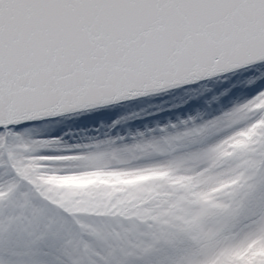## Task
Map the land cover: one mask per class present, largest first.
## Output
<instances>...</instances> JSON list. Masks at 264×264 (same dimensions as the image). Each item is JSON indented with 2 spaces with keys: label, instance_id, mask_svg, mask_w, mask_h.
I'll list each match as a JSON object with an SVG mask.
<instances>
[{
  "label": "snow or ice",
  "instance_id": "snow-or-ice-1",
  "mask_svg": "<svg viewBox=\"0 0 264 264\" xmlns=\"http://www.w3.org/2000/svg\"><path fill=\"white\" fill-rule=\"evenodd\" d=\"M232 78L159 139L53 134ZM0 264H264V0H0Z\"/></svg>",
  "mask_w": 264,
  "mask_h": 264
},
{
  "label": "rangeland",
  "instance_id": "rangeland-1",
  "mask_svg": "<svg viewBox=\"0 0 264 264\" xmlns=\"http://www.w3.org/2000/svg\"><path fill=\"white\" fill-rule=\"evenodd\" d=\"M208 82L211 83L210 86L208 85ZM221 84H223V88L220 87ZM210 87L214 88L216 92H220V94L223 89L226 91L233 90L227 97L226 103H219L216 105L207 102V98L202 99L200 94L195 95L199 98L198 101H194L193 99L189 100L187 96L181 93L172 92L166 96L142 100L131 108H116L67 121L58 125L53 130V134L58 135L61 131L69 128H100L101 132L111 131V134L113 135L119 133L128 136L129 138L135 137L136 139L131 141V143H143L145 140L152 139L153 136H156L157 139L161 138L162 134L153 133L149 131V129H157L159 127L167 126L169 124V118L173 120L171 123H175V119L178 116H185L184 118L186 119V115L189 113H195L198 109L212 113L220 110L222 106L228 107L234 99L243 98L251 92V89L246 90L244 85L235 78L227 80H209L207 81L206 89H210ZM186 100L187 103L184 102ZM172 105H178V107H171ZM141 108L144 109V112H142L140 116L133 119H125L130 112L138 111ZM147 113L152 114L148 115ZM114 121H120V123L117 124L115 128H112L111 125ZM141 133L144 135H140ZM93 134L95 133L93 132ZM77 135H83V133H77ZM50 182L59 185H74L88 183L89 181H81L72 177H61L59 179L52 178Z\"/></svg>",
  "mask_w": 264,
  "mask_h": 264
},
{
  "label": "trees",
  "instance_id": "trees-1",
  "mask_svg": "<svg viewBox=\"0 0 264 264\" xmlns=\"http://www.w3.org/2000/svg\"><path fill=\"white\" fill-rule=\"evenodd\" d=\"M208 83H209V82H208ZM208 85L210 86L211 83H209ZM222 86H223V84H221L220 87L223 88ZM232 90H233V89H231L230 91H226V90L223 89L222 93H225V95L220 96V92H216L214 88H211V87H210V89L207 88V89L202 90V92L200 93V97H201L202 99L207 98V99H206L207 102H210V103L223 102V101L227 100V97L229 96V94H230V92H231ZM218 93H219V94H218ZM217 96L220 97L219 100L214 99V97H217ZM198 98H199V97H197L194 101H197Z\"/></svg>",
  "mask_w": 264,
  "mask_h": 264
},
{
  "label": "bare ground",
  "instance_id": "bare-ground-1",
  "mask_svg": "<svg viewBox=\"0 0 264 264\" xmlns=\"http://www.w3.org/2000/svg\"><path fill=\"white\" fill-rule=\"evenodd\" d=\"M196 98H197V96H193V98H192V99H193V100H195Z\"/></svg>",
  "mask_w": 264,
  "mask_h": 264
}]
</instances>
